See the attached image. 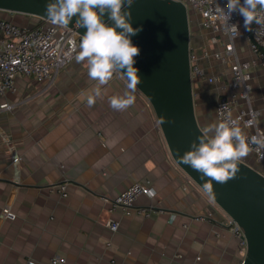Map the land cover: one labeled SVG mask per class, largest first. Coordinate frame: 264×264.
<instances>
[{
	"label": "crops",
	"instance_id": "obj_1",
	"mask_svg": "<svg viewBox=\"0 0 264 264\" xmlns=\"http://www.w3.org/2000/svg\"><path fill=\"white\" fill-rule=\"evenodd\" d=\"M0 15L36 25L21 14ZM207 34L206 50L221 49ZM238 42L241 55L252 58L244 39ZM202 65L217 80L196 81V98L205 104L212 95L230 94L222 89L232 78L229 63L211 56ZM250 70L264 130V67ZM96 83L86 63L74 59L51 81L19 76L16 90L0 97V264H241V244L223 225L225 212L188 181L147 97L137 88L131 107L113 110L110 97L127 83L114 74L90 107ZM197 112L205 126L218 122L204 106ZM244 159L264 171L255 154ZM135 182L150 186L154 196L141 195L130 211H111L110 201ZM6 204L15 219L1 218ZM138 207L154 212L144 216ZM111 220L118 230L108 226Z\"/></svg>",
	"mask_w": 264,
	"mask_h": 264
},
{
	"label": "water",
	"instance_id": "obj_2",
	"mask_svg": "<svg viewBox=\"0 0 264 264\" xmlns=\"http://www.w3.org/2000/svg\"><path fill=\"white\" fill-rule=\"evenodd\" d=\"M48 2L0 0V12L47 19ZM130 11L133 28H141L131 37L140 49L134 58L141 79L137 88L152 104L174 160L204 190L205 181L200 174L178 162V154L190 150L192 142L198 143L205 127L197 112L192 77L193 12L185 3L175 0H135ZM74 25L75 17L69 26ZM76 30L81 35L86 32L85 28ZM162 117L172 122L161 124ZM239 168L237 178L224 184L213 181L212 199L245 232L248 250L241 264H264V171L246 159Z\"/></svg>",
	"mask_w": 264,
	"mask_h": 264
},
{
	"label": "built area",
	"instance_id": "obj_3",
	"mask_svg": "<svg viewBox=\"0 0 264 264\" xmlns=\"http://www.w3.org/2000/svg\"><path fill=\"white\" fill-rule=\"evenodd\" d=\"M183 2L188 9L201 19V25L210 33V42L214 45H222L212 53L207 50L203 55H198L191 50L192 77L195 80L205 79L210 83L216 82L215 76H208L202 62L213 56L222 63H229L232 78L228 84L222 87L231 91L230 94H220L217 98L216 116L217 121L226 119H239L240 126L249 137L262 130L258 125L248 127L247 122L256 116L258 120L261 111L254 107L251 96V67L253 64H261L264 67V28L253 23L251 30L245 27L244 18L238 13H233L229 23L239 26L240 35L234 40L226 35L222 29L223 21L220 20L217 6L225 7L227 0H175ZM243 3V0H241ZM258 12L261 10L258 8ZM65 29L51 24L48 19H40L36 25H27L15 20L0 16V97L6 96L10 91H15L19 76H27L38 82L51 81L59 71L75 59L76 52L73 50L79 44V32L74 27ZM244 39V44L252 53V58H245L240 53L241 44L238 40ZM122 75L121 73H116ZM11 109L12 105L5 103L2 106ZM250 153L255 154L259 162L264 163V150L252 145ZM13 163L18 166L21 155L15 153ZM188 175V174H187ZM188 181L196 183L189 175ZM63 196H67L66 185H62ZM154 192L152 188L141 182H135L126 190L115 196L110 201L111 211L123 208L127 211L134 209L136 201L141 195H149ZM155 194V193H154ZM154 196V195H149ZM224 211V210H223ZM137 212L144 216H150L154 209L151 207H138ZM225 212V211H224ZM226 225L233 235L239 239L241 253L246 256L248 243L243 228L225 212ZM16 214L11 206L6 204L1 212L2 219H15ZM108 226L118 230L120 223L111 220ZM57 263V260H53ZM29 264H38L30 260Z\"/></svg>",
	"mask_w": 264,
	"mask_h": 264
},
{
	"label": "clouds",
	"instance_id": "obj_4",
	"mask_svg": "<svg viewBox=\"0 0 264 264\" xmlns=\"http://www.w3.org/2000/svg\"><path fill=\"white\" fill-rule=\"evenodd\" d=\"M134 3L135 0H49L46 4L45 16L51 24L69 29L75 17L74 27L86 29L83 35H79V44L73 50L76 61L86 63L89 78L97 82L93 94L87 99L90 107L102 97V87L116 73H121L127 81L126 90L110 97V107L124 111L135 103V92L141 79L138 68L134 67V58L140 49L132 43L131 37L141 28H133L131 23L130 9ZM217 12L223 21L224 33L233 40L240 35L238 24L229 23L233 13L244 18L249 30L253 23L264 28V0H243V3L241 0H227L225 7L217 6ZM171 122L164 117L160 120L161 124ZM258 125L256 116L247 122L250 128H258ZM197 139L198 143L192 142L190 150L178 154V162L200 174V179L205 181L203 188L210 198L215 196L213 181L224 184L237 178L239 164L250 154L252 145L264 150V130L249 137L243 132L239 119L229 118L208 124Z\"/></svg>",
	"mask_w": 264,
	"mask_h": 264
},
{
	"label": "rangeland",
	"instance_id": "obj_5",
	"mask_svg": "<svg viewBox=\"0 0 264 264\" xmlns=\"http://www.w3.org/2000/svg\"><path fill=\"white\" fill-rule=\"evenodd\" d=\"M21 17H29L30 19H32V24H37L40 22V18L35 17V16L21 15ZM192 26L194 29V32H193V49H194V52H196L198 55H203L204 52L206 51V48L202 44V41L208 40V34H207L208 31L205 29L206 33L202 32V30L204 28L201 25V19L199 16L194 15V14H193ZM195 82H196V80H195ZM195 89H196V87H195ZM217 98H218L217 95H212L209 97V99L204 104L202 102L201 96L198 95L196 98V105H197L198 110L201 108V106H204L209 111V113L216 112Z\"/></svg>",
	"mask_w": 264,
	"mask_h": 264
},
{
	"label": "trees",
	"instance_id": "obj_6",
	"mask_svg": "<svg viewBox=\"0 0 264 264\" xmlns=\"http://www.w3.org/2000/svg\"><path fill=\"white\" fill-rule=\"evenodd\" d=\"M14 14V13H13ZM16 14V13H15ZM194 50V49H193Z\"/></svg>",
	"mask_w": 264,
	"mask_h": 264
}]
</instances>
